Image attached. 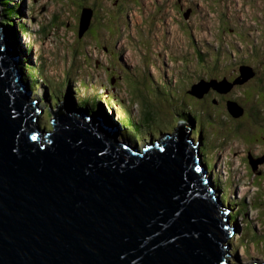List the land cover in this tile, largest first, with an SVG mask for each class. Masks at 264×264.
Masks as SVG:
<instances>
[{
    "label": "water",
    "instance_id": "obj_1",
    "mask_svg": "<svg viewBox=\"0 0 264 264\" xmlns=\"http://www.w3.org/2000/svg\"><path fill=\"white\" fill-rule=\"evenodd\" d=\"M91 17L84 9L79 32ZM19 61L0 23V264H224L235 232L188 136L195 120L177 114L175 132L139 149L117 121L72 106L70 84L46 130ZM240 71L189 92L255 76Z\"/></svg>",
    "mask_w": 264,
    "mask_h": 264
},
{
    "label": "rangeland",
    "instance_id": "obj_2",
    "mask_svg": "<svg viewBox=\"0 0 264 264\" xmlns=\"http://www.w3.org/2000/svg\"><path fill=\"white\" fill-rule=\"evenodd\" d=\"M73 1L82 0H0V23L10 33L11 41H14L12 45L17 47L18 52H15L21 54L19 63L24 74L30 77V62L35 68L40 64L45 68L48 81L43 83L38 76L41 82L31 90L32 99H36L39 108L43 109L39 113V125L46 130L53 128L52 112L61 101H65L68 88L73 84L72 106H82L84 111L90 112L95 110L100 113L103 110L114 119L118 115L120 125L124 123L127 128L136 130L131 112L115 105V100L107 96L108 93L103 94L107 106L100 100L97 102V98L92 99L95 103H90L92 109L79 103L84 97L93 96L90 83L94 90L98 84L93 82L110 83L105 73L108 62L114 63L116 70L121 72V76L111 77L117 78L115 89L130 102L128 105L135 115L142 116L146 109L153 112L154 122L150 126L153 133L144 134V139L139 141V149L164 133L175 132L179 123L184 122L177 114L185 112L191 105L188 100L193 101L197 109H206L205 112L202 110L198 120L195 119L192 129L195 134L188 133V136L196 143L202 142L200 150L204 154L199 153L205 158L203 161L214 164L207 176L212 184L217 185L216 193L227 196L223 211L229 213L228 217L233 212L237 213L229 222L235 233L228 239L227 261L229 264L254 261L263 264L264 192L260 193L257 186L264 189V161L257 163L255 171L250 161L264 157V142H260L264 140V110L261 112L258 106L264 100L257 97L256 89L260 86L264 89V0H181L184 7H194L193 14H186L190 17L183 15L178 0H137L136 5L135 1L129 0L125 9L118 11L117 6L108 3L109 0H100L106 9L100 15L103 24L101 28H96L97 34L94 33L95 26H92L82 37L77 29L78 5L75 6ZM125 1L120 0L119 3ZM15 6L19 14L9 19L5 9H15ZM149 13L142 21L143 15ZM224 20L227 22L225 26L222 25ZM99 21L97 18L91 24L96 25ZM143 27L150 41L146 37L142 44ZM21 30H27L23 31L27 37ZM41 33L47 34L42 37ZM206 46L212 52H205ZM74 49L80 50L79 57L75 56ZM244 62L255 67L258 76L220 97L224 99L227 95L226 100H237L231 101L235 105L231 108L235 111L239 106L244 111L233 117L239 123L247 122L248 116L256 119L253 125L250 122L245 125L253 130L251 133L244 127H235L239 123L226 129L217 125L220 120L212 114L214 104L209 103L212 98L217 100L218 96L214 93L217 90H207L213 77L229 76V81L233 83L238 78L234 75L238 66ZM65 69L68 70L66 73ZM203 79L206 81L203 82ZM196 81L199 82L193 87L197 90L207 88L204 99L187 92ZM83 84L86 86L83 87ZM134 88H137V93ZM58 94L61 99L57 102L52 95ZM90 104L87 106L90 107ZM216 105L218 111L222 110L218 100ZM207 111L214 117L212 123L207 122ZM222 114V118L230 116L226 112ZM259 133L260 141L257 138ZM245 204L247 210L237 212L242 211Z\"/></svg>",
    "mask_w": 264,
    "mask_h": 264
},
{
    "label": "trees",
    "instance_id": "obj_3",
    "mask_svg": "<svg viewBox=\"0 0 264 264\" xmlns=\"http://www.w3.org/2000/svg\"><path fill=\"white\" fill-rule=\"evenodd\" d=\"M6 2V1H5ZM9 2V1H8ZM11 2V1H10ZM12 7H10V8H6L5 10H6V13H7V17H9V19L10 18H12V16L13 15H15V14H19V10H18V8H17V6H15V9H12ZM76 15H77V13H76ZM103 24V21H101V16H100V21H99V23H96V25H93V26H95V30H94V33L96 34L97 33V27H98V25L100 26V25H102ZM105 28V27H104ZM42 29H44V28H42ZM77 29H79V25H78V27H77ZM27 30H24V32H26ZM30 32V31H29ZM44 32V31H43ZM10 34V33H9ZM46 34L47 33H45V34H42V36L43 37H45L46 36ZM85 47H86V45H84ZM75 50V52H74V54H75V56H78V54H80V50L78 49V50H76V49H74ZM79 57V56H78ZM203 59H205V57L203 58ZM30 64H31V62H30ZM253 64V63H252ZM31 66V73H30V77H28L27 76V73H26V75L24 76V79H25V81H28L29 80V82H30V87H31V90H34L35 88H36V86H38L36 83H39L38 82V78H37V74L39 75V77H40V79H42V81H44L45 83L48 81L47 80V77H46V75H45V68L40 64L39 65V67H33L32 65H30ZM25 67V66H24ZM23 68V67H22ZM254 68V72H255V76L254 77H257L258 75L257 74H259L258 72H257V69L255 68V67H253ZM67 71H65V73H66ZM64 73V75H66ZM254 77H252V78H254ZM68 79H69V77H68ZM258 79H256V81H257ZM246 82H244V83H241V84H235V86H237V85H244ZM262 83V82H261ZM260 83V84H261ZM40 84V83H39ZM111 84V85H110ZM110 84H104L103 85V87H104V89L105 90H107V92H108V94H107V96H110V97H112L114 100H115V102H116V104L118 105V106H120V107H123V108H126L129 112H131V114H132V116H133V120L135 121V125L137 126V129L136 130H132L131 128L129 129V128H127V126H125L128 130L126 131L125 130V133L129 136V139L131 140H133V141H136V140H140V139H142V138H144V134L146 135V136H148L149 134H150V132L151 133H153V131L152 130H150V126H152V123L154 122V117H152L151 115H153L152 113V110L150 109V111L149 110H145V112H144V114L142 115V116H136L135 115V113L133 112V110L130 108V106L128 105V103H127V101H126V99H124L117 91H116V89H115V87H116V85H114L115 83H110ZM234 86V87H235ZM233 87V88H234ZM232 88V89H233ZM135 90H136V92L135 93H137V88H134ZM257 89V97H261V98H263L262 100H264V89L260 86V87H258V88H256ZM255 90V89H254ZM230 92V91H229ZM228 92V94H230ZM51 93L53 94H55V92L54 91H52L51 90ZM134 93V94H135ZM214 93H216L217 94V96H218V98H217V100L219 101V104H220V108H222V110L221 109H219V111H218V108H216V101L217 100H215L214 98H212L211 100H209V103L210 104H214V106L212 107V110H213V112H212V114H214V115H216L217 116V120H220L219 121V123H216L217 125H219L221 128H224V129H226V128H230V127H234V123H239V121L237 120V119H235V118H233V117H236V115H234L233 113H231L230 112V109H229V106H230V102L231 101H234V100H236V99H227L226 100V96L228 95L227 93V95L224 97V99H222L221 97H220V95H223L222 93H220V92H214ZM205 95V94H204ZM132 96V95H131ZM194 96V95H193ZM52 97H53V100H55V101H60V99H61V97H59V94L58 95H56V96H53L52 95ZM196 98H199V99H204L203 97H197V96H195ZM134 99H135V97H134ZM136 100V99H135ZM90 101H91V99H90ZM88 99H82V100H80L79 101V103L81 102L82 104H84V105H86V106H84V107H87V108H89V109H92V107H93V105H92V107H91V102H90ZM177 101V100H176ZM237 101V100H236ZM188 102L189 103H191V105L189 104V107H187L184 111L185 112H187V116H189L190 117V121L192 122V124H193V121L196 119V120H198L199 118V116H201L202 114V110H204V112L206 111V109H197L196 108V105H195V103L193 102V101H189L188 100ZM94 103H95V101H94ZM87 104H90V107H89V105L87 106ZM258 106L260 107V110H261V112H262V110H264V103H260V104H258ZM83 108V107H82ZM86 110V109H85ZM86 111H88V110H86ZM89 112V111H88ZM228 113V114H230V116H228V118H225V117H221V116H223V114L222 113ZM244 112V111H243ZM207 113H208V111H207ZM231 114H232V116H231ZM243 114V113H242ZM206 118H209V120L207 121V122H209V123H212L213 122V119H212V117H213V115H211V114H206ZM214 118V117H213ZM247 119L249 120H247V122L244 120V122L243 123H239V124H236V126L235 127H244V129L245 130H247V131H249V133H251V131H253L251 128H248L247 129V126H245V125H248V122H250V124H252L253 125V123H256V119H253V118H251V117H247ZM201 121V123H202V120H200ZM124 124V123H123ZM203 125V124H202ZM196 130V129H195ZM192 133L193 134H195V131H192ZM261 133H262V131H261ZM261 133H259V136L257 137L258 138V141H260V139H261V137H260V135H261ZM260 142H264V140L263 141H260ZM202 153L204 154V152H203V150H202ZM204 160H205V158H204ZM207 166H208V168L209 169H213V167H214V164H211V163H208L207 162ZM251 170V169H250ZM216 187H217V185H216ZM257 188L260 190L259 192L261 193L262 191L264 192V189L263 190H261V188H259L258 186H257ZM225 194V193H224ZM226 195L224 196L223 194L221 195V199L223 200V202L225 203V202H227V199H226ZM229 202H230V200H229ZM245 210H247V205L245 204V206H244V208L242 209V211L241 210H239V211H237V212H239V213H242V212H244ZM235 214H237V213H235V212H233V213H231V220H233L235 217H236V215ZM236 220V219H235Z\"/></svg>",
    "mask_w": 264,
    "mask_h": 264
},
{
    "label": "clouds",
    "instance_id": "obj_4",
    "mask_svg": "<svg viewBox=\"0 0 264 264\" xmlns=\"http://www.w3.org/2000/svg\"><path fill=\"white\" fill-rule=\"evenodd\" d=\"M21 17H22V16H21ZM1 24H2V23H1ZM28 30L31 31L30 29H28ZM23 31H24V30H21V33H24ZM7 34H8V36H9V38H10V41H11V36H10V34H9V33H7ZM28 34H29V33H28ZM24 35H26V37H27V34L24 33ZM11 43L14 44V41H11ZM18 57H19V60L22 58L19 54H18ZM19 65H20V63H19ZM29 65H32V64L29 63ZM33 67H35V66H33ZM38 67H39V66H38ZM21 69H22V68H21ZM22 71H23V70H22ZM25 75H26V74H24V72H23V74H22L23 80H24V82L28 85V87L31 89L29 80H28V81H25V79H24V76H25ZM38 76H39V75L37 74V77H38ZM41 81H42V79H41ZM41 81H38V82L40 83ZM42 82L45 83L44 81H42ZM39 83H38V84H39ZM36 84H37V83H36ZM61 103H62V101H61L57 106H60ZM127 103L130 104V102H129L128 100H127ZM57 108H58V107H57ZM57 108H56V109H57ZM56 109H55V110H56Z\"/></svg>",
    "mask_w": 264,
    "mask_h": 264
},
{
    "label": "bare ground",
    "instance_id": "obj_5",
    "mask_svg": "<svg viewBox=\"0 0 264 264\" xmlns=\"http://www.w3.org/2000/svg\"><path fill=\"white\" fill-rule=\"evenodd\" d=\"M3 13V12H2ZM81 35V36H80ZM84 35V33H81V32H79V36L80 37H82ZM15 50L17 51V47H15ZM18 52V51H17ZM20 56H21V54L20 53H18ZM192 129L193 128H191L190 129V132L189 133H192L191 131H192ZM190 138H192L191 136H189ZM193 139V138H192ZM198 143H196V142H193V146H196ZM199 151H200V145L198 146V151H197V153H198V156H199V158H201V159H204V158H202V154H200L201 153V151H200V153H199ZM204 162V161H203ZM205 163V162H204ZM208 177V176H207ZM209 178V177H208ZM229 214V213H228Z\"/></svg>",
    "mask_w": 264,
    "mask_h": 264
}]
</instances>
